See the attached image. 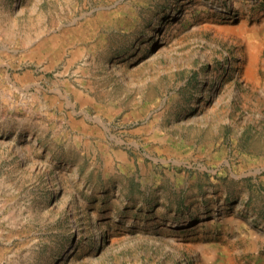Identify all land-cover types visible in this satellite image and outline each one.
<instances>
[{
	"label": "rangeland",
	"instance_id": "374dc122",
	"mask_svg": "<svg viewBox=\"0 0 264 264\" xmlns=\"http://www.w3.org/2000/svg\"><path fill=\"white\" fill-rule=\"evenodd\" d=\"M0 264H264V0H0Z\"/></svg>",
	"mask_w": 264,
	"mask_h": 264
},
{
	"label": "bare ground",
	"instance_id": "6f19581e",
	"mask_svg": "<svg viewBox=\"0 0 264 264\" xmlns=\"http://www.w3.org/2000/svg\"><path fill=\"white\" fill-rule=\"evenodd\" d=\"M240 31V30H239ZM243 32L246 34L245 38H246V41H245V47L247 49V52L249 55H253L252 51L254 50V37H255V31L253 30H249V29H246L244 28L243 29ZM257 46V45H256ZM256 50V49H255ZM254 50V51H255ZM255 53V52H254ZM253 57V56H252ZM252 57L250 56V62L249 63H252L251 61L252 60Z\"/></svg>",
	"mask_w": 264,
	"mask_h": 264
}]
</instances>
